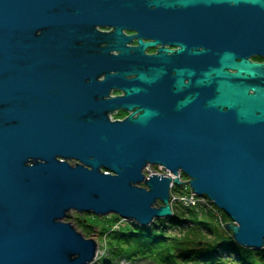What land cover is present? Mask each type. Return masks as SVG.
Masks as SVG:
<instances>
[{
    "label": "water",
    "instance_id": "obj_1",
    "mask_svg": "<svg viewBox=\"0 0 264 264\" xmlns=\"http://www.w3.org/2000/svg\"><path fill=\"white\" fill-rule=\"evenodd\" d=\"M256 56L264 0H0V264H93L97 242L63 219L149 227L174 216L172 184L262 250Z\"/></svg>",
    "mask_w": 264,
    "mask_h": 264
},
{
    "label": "trees",
    "instance_id": "obj_2",
    "mask_svg": "<svg viewBox=\"0 0 264 264\" xmlns=\"http://www.w3.org/2000/svg\"><path fill=\"white\" fill-rule=\"evenodd\" d=\"M173 210V217L157 220L145 228L135 222L126 223L119 230L110 229L112 224L102 226L100 233L106 237L110 250L109 258L102 264H117L121 260H150L154 264H264V248L246 249L234 242L224 226L230 218L213 204L173 206Z\"/></svg>",
    "mask_w": 264,
    "mask_h": 264
},
{
    "label": "rangeland",
    "instance_id": "obj_3",
    "mask_svg": "<svg viewBox=\"0 0 264 264\" xmlns=\"http://www.w3.org/2000/svg\"><path fill=\"white\" fill-rule=\"evenodd\" d=\"M114 118L123 119V116L125 115H118L114 114ZM152 171V172H150ZM144 173L146 176H150L151 174H159L156 169H154V166H149L144 170ZM181 180H189L188 177H180ZM186 182V181H185ZM188 189V190H186ZM191 195V192L189 191V186L184 187H178L174 186L172 190V196H189ZM172 199V198H171ZM202 198H200L201 200ZM172 204L178 208L179 202H176V200L172 199ZM159 204H161L159 202ZM72 216V217H70ZM79 217V219L77 218ZM109 220H116L115 222L109 221ZM160 220V219H157ZM155 220V222L157 221ZM63 222L71 223L77 231L82 233L86 238H92L97 242L98 250H97V256L93 264H102L104 260H107L109 258L110 250L108 249L107 239L105 236H102L100 231L102 226L111 225L110 229L119 230L121 227H123L126 223H129L131 221H126L124 219H121L117 215H109V216H96L93 214H79L75 211H71L68 214V217L63 219ZM227 223H231V220ZM227 224H224V226ZM117 264H154L150 260H139L137 262H131L128 260H121L117 262Z\"/></svg>",
    "mask_w": 264,
    "mask_h": 264
},
{
    "label": "built area",
    "instance_id": "obj_4",
    "mask_svg": "<svg viewBox=\"0 0 264 264\" xmlns=\"http://www.w3.org/2000/svg\"><path fill=\"white\" fill-rule=\"evenodd\" d=\"M160 167V169H163V167L161 166H157ZM181 177V176H180ZM173 184L171 186V188L173 189ZM188 190V189H186ZM189 191L191 192V190L189 189ZM172 199L176 200V202H179L180 204L184 205L185 207H193L196 206L198 204H209V201L205 198H202L200 200L199 197H197L194 193L191 192V195L183 197V196H172Z\"/></svg>",
    "mask_w": 264,
    "mask_h": 264
},
{
    "label": "flooded vegetation",
    "instance_id": "obj_5",
    "mask_svg": "<svg viewBox=\"0 0 264 264\" xmlns=\"http://www.w3.org/2000/svg\"><path fill=\"white\" fill-rule=\"evenodd\" d=\"M103 31H106V30L103 29ZM125 33L127 35H133L134 34L133 32H128V31H125ZM133 45H137V42L134 41ZM167 48H169L170 50H175V48H173V47L167 46ZM157 49H158V47L157 48H149L147 50V54H155L157 52ZM251 60L254 62L264 63V57H261V56H256V57L252 58ZM119 94H120V92H114L113 93V95H119ZM117 114L118 115H125V116H123V118L126 117V115H127V113L124 111H119Z\"/></svg>",
    "mask_w": 264,
    "mask_h": 264
},
{
    "label": "bare ground",
    "instance_id": "obj_6",
    "mask_svg": "<svg viewBox=\"0 0 264 264\" xmlns=\"http://www.w3.org/2000/svg\"><path fill=\"white\" fill-rule=\"evenodd\" d=\"M154 169H156L159 174H162V176L170 174L169 171L166 170L164 167H163V169H160V167L154 166ZM150 172H152V171H150ZM170 176H172V175L170 174Z\"/></svg>",
    "mask_w": 264,
    "mask_h": 264
}]
</instances>
